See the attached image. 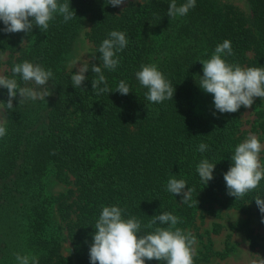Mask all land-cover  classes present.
I'll use <instances>...</instances> for the list:
<instances>
[{
    "label": "trees",
    "instance_id": "16d2710c",
    "mask_svg": "<svg viewBox=\"0 0 264 264\" xmlns=\"http://www.w3.org/2000/svg\"><path fill=\"white\" fill-rule=\"evenodd\" d=\"M245 1L247 14L230 4L196 0L187 15L170 18L171 0H147L122 9L108 0H69L75 18L68 22L56 15L47 31L35 25L26 35L0 31V67L1 54H11L4 76L13 78L11 68L25 60L53 73L45 100L21 104L17 94L13 108L3 105L7 134L0 138V264H17L14 253L36 255L39 264H90L89 246L102 205L119 206L125 220L136 217L142 235L167 227H148L151 217L163 212L179 217L176 227L192 233L198 214L211 213L215 206L244 213L257 196L264 199V179L242 198L227 195L223 174L242 141L244 107L219 113L212 95L198 86L203 75L199 61L209 59L224 40L233 51L222 57L226 62L264 67V0ZM85 16L95 60L81 89L73 87L70 76L76 72L66 71L63 62ZM111 31L125 32L128 40L116 54L115 70L103 68L98 52ZM92 64L101 66L112 93L97 95L91 88L96 78ZM141 64H155L170 81L172 100H146L147 88L135 76ZM15 78L21 87L35 88L19 75ZM122 80L129 85L128 95L115 92ZM7 99V90L0 87V101ZM257 99L253 108H258ZM201 143L208 146L204 152L198 151ZM202 159L216 164L207 184L196 171ZM49 174L71 189L52 194ZM173 176L186 181L182 191L192 190L188 203L166 190ZM257 216L261 222L258 207ZM62 229L72 257L61 253Z\"/></svg>",
    "mask_w": 264,
    "mask_h": 264
},
{
    "label": "clouds",
    "instance_id": "9594fccd",
    "mask_svg": "<svg viewBox=\"0 0 264 264\" xmlns=\"http://www.w3.org/2000/svg\"><path fill=\"white\" fill-rule=\"evenodd\" d=\"M124 3V0H108L113 7ZM196 0H186L178 5L176 0H171L168 5L167 16L170 18L183 17L190 9L194 8ZM56 15L63 17V22L75 18L74 10H70L69 0H0V21L3 22V31L8 33L23 32L25 35L32 32L34 25L41 31H47L49 21ZM126 33L111 31L108 38L104 39L98 49L102 66L108 70H115L119 64L117 53L127 46ZM233 55L231 42L224 40L215 47L209 59L200 60L202 76H199V87L213 97L212 103L219 113H236L241 106L251 108L254 98H264V67H241L238 63H228L222 57ZM95 60V55L92 56ZM73 67L77 61H73ZM89 71V63L85 61L71 73L70 79L73 87L82 86L87 79L85 73ZM91 71L95 79L91 81V88L97 95L112 93L108 87L107 79L101 66L92 64ZM13 78L0 75V87L7 90V102H0V107L7 105L13 108V100L19 95V103L26 100L43 99L51 93L47 90V82L53 73L40 64H33L27 60L17 63L11 68ZM17 75L24 82H32L36 86L21 87ZM140 85L147 88L145 98L151 103L159 104L165 100H172L175 88L171 85L155 64H141L140 70L135 73ZM101 85H103L101 87ZM115 92L121 95L130 93L129 85L120 81ZM215 114V113H213ZM7 134L4 123L0 122V138ZM207 145L201 143L198 151L207 150ZM264 148L255 135H249L239 143L231 158V166L223 174L227 195L242 198L249 191L256 189L264 179V165L260 162L259 154ZM216 164L202 159L196 171L205 184L213 179ZM187 186L183 179L177 180L174 176L167 181V191L182 196L181 203H188L191 199V189L182 191ZM261 223L264 224V199L257 196L255 199ZM197 203V201H196ZM99 218L95 222V233L89 246L90 264H145V261H159L161 264H193L196 238L191 232H186L176 225L180 218L170 212H163L151 217L150 224L167 225L155 227L151 233L139 234L141 223L136 217L123 219V209L119 206H101ZM17 264H39L38 257L31 253L21 255L14 253ZM259 257V256H258ZM260 258V257H259ZM259 264H264L260 258Z\"/></svg>",
    "mask_w": 264,
    "mask_h": 264
},
{
    "label": "rangeland",
    "instance_id": "374dc122",
    "mask_svg": "<svg viewBox=\"0 0 264 264\" xmlns=\"http://www.w3.org/2000/svg\"><path fill=\"white\" fill-rule=\"evenodd\" d=\"M145 1L147 0H124V3L118 7L122 9L128 4H139ZM215 1L220 4L233 5L245 14L249 12L245 0ZM90 28V21L85 16L79 34L63 62V68L66 71L76 72L85 61L89 65L93 62L92 56L95 53L88 39ZM13 55L15 57L17 53ZM10 57L9 52L1 54L0 75L4 76L7 72ZM73 61L78 62L74 67ZM257 101L255 102L258 108H244L241 113V142L251 134L257 136L264 145V98H258ZM0 122L4 124L6 122L3 106L0 107ZM259 157L261 164L264 165V148ZM48 185L54 195L67 193L71 189L70 186L59 183L52 174L48 176ZM245 210L246 212L242 213L235 209L215 206L213 212L197 215L192 232L196 238L193 264H259L260 258L264 260V225L257 216V205L247 204ZM60 224L61 227L65 226V223ZM60 233L61 253L64 257H72L65 229L60 230Z\"/></svg>",
    "mask_w": 264,
    "mask_h": 264
}]
</instances>
